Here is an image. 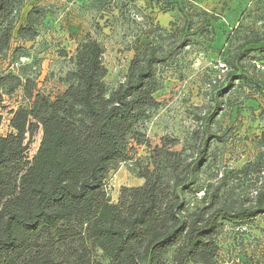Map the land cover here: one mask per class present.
<instances>
[{"label":"trees","instance_id":"16d2710c","mask_svg":"<svg viewBox=\"0 0 264 264\" xmlns=\"http://www.w3.org/2000/svg\"><path fill=\"white\" fill-rule=\"evenodd\" d=\"M162 3L175 20L169 30H148V44L137 48L116 88L105 82L102 44L86 33L59 78L63 91L50 98L26 67L11 70L22 57L13 44L34 41L47 10L32 6L18 26L25 0H0V64L9 60L0 66V104L17 92L26 102L10 113V132L0 134V264H218L223 228L240 230L264 215V149L239 169L205 178L218 139L213 124L235 82L260 97L264 117V77L256 70L263 69L264 31L240 36L235 28L225 39L224 63L214 66L228 84L194 116L188 149L173 150L179 140L168 136L150 147L144 126L160 107V68L195 36L217 39L208 22H194L204 13ZM132 144L147 148L148 158L134 159ZM130 163L143 184L120 189L111 203L107 180Z\"/></svg>","mask_w":264,"mask_h":264},{"label":"rangeland","instance_id":"374dc122","mask_svg":"<svg viewBox=\"0 0 264 264\" xmlns=\"http://www.w3.org/2000/svg\"><path fill=\"white\" fill-rule=\"evenodd\" d=\"M162 1L25 0L18 26L23 24L34 5L45 8L47 16L34 41L13 44L14 48H21L22 57L11 70L15 72L19 67H26L25 73L34 80L36 90L54 98L64 89L59 78L70 68L69 60L78 43L90 33L104 48L103 64L108 72L105 82L109 89H114L126 74L137 48L148 44V30L153 27L169 30L175 20ZM247 1L177 0L179 5L191 6L193 12L204 13L205 16L195 17L194 22L198 25L203 20L208 22L217 39L210 42L209 38L195 36V42L189 48L160 68L161 90L155 95L160 107L150 113L144 126L150 147L158 146L161 138L168 136L179 140L173 150L188 149L191 133L196 129L194 116L203 112L211 104L210 100H215L216 94L228 84L214 66L224 63L229 47L225 39L236 29L240 36L264 31V4L252 8L247 6ZM217 50L222 51L219 54ZM8 64L9 60L0 66L4 70ZM258 71V76L264 77V64ZM224 96V105L213 124L218 139L210 149L206 179L228 168H241L264 149V140L260 139L264 135V117L259 116L258 108L260 97L238 82ZM25 104L20 92L3 97L0 104L2 136L10 132V113ZM40 139L39 131L29 145L28 158L35 155ZM132 148L134 159L148 158L147 148L133 144ZM129 165L131 163L120 166L107 180L106 190L111 203L117 201L120 189L143 184L128 172ZM218 246V264H264V215L240 230L226 225Z\"/></svg>","mask_w":264,"mask_h":264},{"label":"crops","instance_id":"0c3cea01","mask_svg":"<svg viewBox=\"0 0 264 264\" xmlns=\"http://www.w3.org/2000/svg\"><path fill=\"white\" fill-rule=\"evenodd\" d=\"M260 1V2H259ZM258 4H264V0H248L247 1V6L249 7H252V8H254V7H256V5H258ZM242 13H240V15H241ZM239 15V16H240Z\"/></svg>","mask_w":264,"mask_h":264},{"label":"built area","instance_id":"2783aa9c","mask_svg":"<svg viewBox=\"0 0 264 264\" xmlns=\"http://www.w3.org/2000/svg\"><path fill=\"white\" fill-rule=\"evenodd\" d=\"M218 67H219V68H223L224 66H223V65H221V64H219V65H218ZM256 67H257V69H259V68H260L258 65H257Z\"/></svg>","mask_w":264,"mask_h":264}]
</instances>
